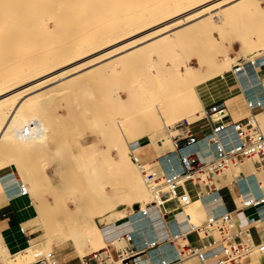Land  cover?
I'll use <instances>...</instances> for the list:
<instances>
[{
    "label": "bare ground",
    "instance_id": "bare-ground-1",
    "mask_svg": "<svg viewBox=\"0 0 264 264\" xmlns=\"http://www.w3.org/2000/svg\"><path fill=\"white\" fill-rule=\"evenodd\" d=\"M237 1L239 0H0V117L10 114L11 110L19 107V103L16 102V104H13L14 98L26 93L28 91L27 89L41 86L54 79L56 80L62 74L76 71V69L72 68L73 66L70 67V69H65L67 65L70 66L71 63H76L75 61H80V59L86 56L89 57L91 54L93 55L94 53L104 51L102 55L95 57V61L93 59L91 62L88 59V62H91V64L88 62L87 64H84L85 62H83V67H85V65H87L86 67H89L96 61L102 62L105 59H109L110 57L121 54L129 49L131 50L133 47L138 46L146 39L154 38L160 34H164L165 32L167 33L172 29L180 27L181 25H185L186 23L206 16V19L203 18L205 21L202 19V22H200V20L198 21L199 23L197 22L199 24V26H197L199 31L196 27L197 32H195L198 33V35L208 34L210 31L217 29L218 31H223L224 33L226 30L224 27L227 28L229 26L228 28L230 29V26L235 25L238 20L240 23V20L242 21V19H244V17L248 16L249 14L257 16V18L255 17L249 21L251 23L247 22L248 25H251L252 27V23H254L253 21L256 20V23L253 26L255 28H253L252 32L251 30L249 31L248 29L244 28L246 25L244 22L245 24H243V27L238 28V30L245 29L246 31H242L238 36L235 35L236 37H234V40L229 41L231 42L230 44H232L237 50L236 52L232 50V52L236 53V56H245L244 59L258 58L264 55V0H241L240 4H237ZM234 4H237V6H234ZM230 6L233 8H230ZM212 9H217L215 13L220 15V22H217L216 19L211 17ZM163 23L167 24L160 27V25H163ZM197 23L195 24L197 25ZM237 27L238 26L236 25V29ZM219 28H221V30ZM192 29L193 28H191V30ZM146 30H149V32H147L145 35L129 42H124L125 39L132 36L134 37V35ZM238 32L239 31H237V33ZM248 32H250L249 35ZM170 34L172 35L173 33L171 32ZM166 37H168V35ZM168 38L173 37L170 36ZM173 40L170 39V41L166 44L168 48L172 50L182 44L180 41L182 39H177L175 41ZM121 41L124 43H120ZM117 43L120 44L115 47L114 45ZM156 43L158 42H155V44ZM155 44L151 45L153 46V49L150 50L152 53L156 47ZM222 45L225 46L224 43ZM222 47L223 46H221V48ZM218 48H220V46ZM224 49L216 50L214 52V59H212V54L211 67L214 66L212 67L213 70L212 68H209V70L204 72L205 67H207L205 65L206 59H209L210 56L203 57L199 55L200 57H197V64L195 68L196 71L193 70L191 65H186V68L184 71H182L184 75L189 77L191 76V80L192 76L198 78L203 73H207L209 75L204 76L205 80H209L208 78L213 74L211 79L214 80L215 86L221 93L222 98L217 102L225 101L228 111L231 114L233 113V116L235 115L234 113L236 112L239 104L243 106V110L245 112L243 114H247L249 109L246 106V94L249 92L246 94L244 93V90H246L244 89L246 86L244 84V80L247 78L255 86L258 84V79L257 77H254L253 74H251V71H247L246 78L242 75L239 76L235 74L233 63L236 60H234L235 58L229 57L228 54L224 52ZM131 52H134V49ZM165 53L166 52H163V55ZM123 55H125V53ZM204 55H206V53H204ZM122 56L119 57L122 59ZM182 57L184 56L182 55ZM79 65L77 70H80L79 68L81 66ZM81 69L83 68L81 67ZM209 72L212 74H209ZM196 74H198V76ZM184 75L181 76L183 77ZM186 76L181 79H184L185 84L190 82V79L189 81L186 80V78H189ZM202 79V77H200V79H195L197 85L200 83V80L205 84V80ZM196 82L193 81L195 86L194 88H190L191 83L186 84L184 88V82H182L183 87L179 89L180 91L184 89L185 90L179 93L178 96H171L173 99H169L170 101L168 100L167 102L161 101L162 103L152 104L150 106L151 108H149L151 111H148L151 115H148L149 119L145 133L137 136L132 133V131H129L125 125H123L120 127V131L116 136L115 142L112 140L114 149L112 153L113 164L119 168L122 179L124 180L123 184L125 183L126 185V191L129 195V199L133 200V204L130 206V208H123L121 213H109H116L114 214V217H108L107 219H104L103 210H108L111 208L110 210L114 209L115 211L116 207L113 208L110 202L105 203L103 201L104 196H99L98 194L100 193H98L96 196L102 197L99 199L105 204L100 203L102 206H98L99 209L97 212H93L95 217H91L87 214V211H91L90 209H85L87 211L84 210L85 214H87V216L90 218V221L85 223L82 222V224L79 223L77 226L78 223L75 217L77 215L76 213L78 208L74 209V214H76L75 216L73 215L72 211L67 213L69 209L68 208L66 211L61 212L63 214L66 212L67 215L65 217L63 216L64 218H59L57 220L53 219L55 222H52L51 219H49L50 217L48 218V215H50L51 211L47 210L46 203L43 200L44 197H42V192H48L46 191L47 189L45 190L46 186L48 185L51 187L52 185L50 183L46 185L45 183V179L47 180L49 177L46 178L43 175L45 177L44 183L46 185L44 188V185L42 186L43 180L41 182L39 181L41 177L38 175H36L38 176L37 178L33 177L35 174L32 172L35 169H29L32 171L30 172L32 175H30V173L27 172L29 171L28 168L27 171L24 170V167L26 168L25 165H22L23 167L21 166L19 168L21 170L20 173L23 176L22 181L16 178V175L13 172L1 174L0 214L5 210L10 209L14 214L22 215V220L24 222L23 224L34 226L36 231H41L43 235H48L53 230L55 235H51L45 241L40 243L35 241L36 238H32L31 241L25 244L21 239V231L11 233L12 231L2 230L0 226V264H32L46 252H48L47 250H51V252L57 250L64 252L63 256L66 259V263L68 260L73 261L72 258L74 256L80 259L84 255H87L95 250H99L105 246L106 234L103 232V227H106V231L109 233V235H118V233L122 234L120 233L121 231H132L137 245H140L139 243L141 242L145 244L151 239L164 238L166 236L175 237V235L180 232H176V229H181L178 228L181 226L177 223V220H175V223H177L178 227H173L174 221L169 222V220L165 219L164 215L160 216L159 210L154 207H150L149 215L146 217L139 214V209L148 211V208L151 205L150 203H152L153 196L151 190L145 185L144 177L140 172L141 170L139 171L138 166L132 160L131 147L133 144L138 142H147L151 146L155 156L162 155L164 150L160 146L159 141L164 126H167L166 124L172 122L173 117H181L182 115L180 114L183 113L184 117L191 119L193 122L192 126L197 130L198 133L208 135L210 132V125L205 117V110L210 105L208 101L206 102L198 95L195 85ZM204 84L202 86H197V88L200 89V87H204ZM187 86H189V88H186ZM205 88H202L201 91ZM208 89L209 87L207 90ZM255 90L256 91L254 94L251 92L249 93V97L258 96L261 93V89L256 88ZM211 95L212 94H210V96ZM208 98L212 99L211 97ZM243 101H245V106L243 105ZM12 105L13 109H10L9 107H12ZM258 108L263 107H257L256 109L258 110ZM257 114H259L258 116H260L264 122V112ZM242 115H235L234 117L242 118ZM243 117H246V115ZM262 127L264 128V126H261V129ZM8 130V128L0 125L1 136H4V133L8 132ZM127 137H129V139H127ZM8 152L9 151L7 149L0 151V169L10 165L11 163L10 161H7L8 158H4V154ZM199 156L200 158H203L202 153H199ZM211 157L212 155H209L208 159H211ZM13 159L11 160L13 161ZM30 164H28V166L31 168ZM87 164L89 166V162ZM82 166L87 167V165L84 164H82ZM89 168L90 167L86 168L87 171H89ZM241 169L245 172V176L242 179L247 182L253 191L258 190L262 186L260 181H262L264 175L257 174L252 165H247L245 168L243 167ZM54 171L55 169L53 172ZM94 171H96V169ZM238 171L239 169L233 170V172L236 173H238ZM54 183H56V181ZM61 183L62 182L57 184L59 189L56 187L57 185H52L60 192L59 193L56 190L58 197L60 194H69L65 192L66 189H64V191L62 190L64 188V183L62 184V188H60ZM98 184L100 185V182H98ZM22 185L27 188L29 193V195L25 197L28 199V204L24 203V196H21L19 192ZM42 187L44 188L43 191H41ZM100 187L102 186L100 185ZM48 190L50 193L51 188ZM95 190H97V187L94 189L93 193ZM96 192H99V190ZM74 194L75 191L72 196H74ZM55 195L53 194L51 197L53 198ZM191 195L194 197L193 192H191ZM68 196L71 197L70 195ZM71 199L69 198L67 201H73V199ZM88 199L92 200V198L90 199L89 197ZM55 200H58V198H55ZM58 201H56V203ZM70 203L72 204V202ZM95 204L96 203H94V205ZM73 205H77V203ZM53 206L57 208H52ZM52 207L50 206L49 208L54 210H52V212L58 211V206L55 205V203L52 205ZM81 207L84 208V205ZM209 208L213 210L214 213H218L221 210L218 201L215 199L205 203L194 198L193 202L185 208V213L179 215L184 216V218L192 227H197L203 223L204 219H206L209 213ZM79 210H81V208ZM94 210H96V208ZM251 210L253 209L247 208L244 211L245 214L244 212H239L236 213V215L238 214L237 216L240 218H250L252 216L247 215L246 213H250ZM89 213L92 215V211ZM85 217L83 218L85 219ZM81 218L80 220L84 221V219ZM234 223L235 215L233 219V224ZM24 228L27 230L28 227ZM31 231L33 233V227ZM68 245H71V247L66 249ZM167 245L169 244H165V246ZM163 250H166L168 255L174 251L172 247L169 250ZM252 263V261H249V264Z\"/></svg>",
    "mask_w": 264,
    "mask_h": 264
},
{
    "label": "rangeland",
    "instance_id": "rangeland-1",
    "mask_svg": "<svg viewBox=\"0 0 264 264\" xmlns=\"http://www.w3.org/2000/svg\"><path fill=\"white\" fill-rule=\"evenodd\" d=\"M237 2L235 3L240 4L241 0ZM237 4H234V6L235 5L237 6ZM230 8L233 7L230 6ZM216 10L217 9L211 10L212 13L211 17L216 19L217 22H220L221 17L218 13H215ZM206 17H202L200 19H196L194 21L186 23L185 25H181L180 27L172 29L167 33L165 32L164 34H160L154 38L146 39L145 41H143L141 44L138 45L139 47L136 46L133 47L131 50L129 49L121 54H118L119 56H122L125 53V55L122 56V59L118 55H115L113 57H110L109 59L103 60L102 62L96 61L95 63H93V65L89 67H86L87 65L83 67L84 66L83 62H85L84 64H87L88 59L89 61L93 59L95 61V57L102 55L104 51L94 53L93 55L91 54L89 55V57L86 56L80 59V61L79 60L75 61L76 63H71L70 66L67 65L65 67V69H70V67L73 66L72 68L76 69V71L62 74L56 80L54 79L41 86H36L35 88L27 89L28 91L26 93H23L17 96L16 98H14L13 104H16V102L19 103V107L14 110H11L10 114H6L0 117V125L9 129L8 132L4 133V136H1L0 134V151L3 149H7L9 152L4 154V158L6 159L8 158L7 161L11 162L10 165L0 169V175L8 172H13L16 175V178L22 181L23 176L20 173L21 170L19 168L22 165L23 166L25 165L26 166V168L24 167L25 171H27V168L28 170L35 169L33 170V172L30 170L27 172L28 173L32 172L33 174H35L33 176L35 178H37L38 176L41 177L39 181L41 182L43 180V183L46 181L45 182L46 185L50 183L53 186L54 184L56 186L57 184L62 182L60 185V188H62V184L64 183L63 184L64 188L62 190L64 191V189H66L65 192L69 194L66 195L60 194L61 197L57 196L58 195L57 192H59L58 185L56 186L58 189H56L52 185L50 187L48 185L46 186L45 183L44 184L42 183V186L44 185V188L46 186L45 190L47 189L46 191H48V192H42V197H44L43 200L46 203L47 210L51 211L50 215H48V218L50 217L49 219H51L52 222H55L54 220H57L59 218H64L67 214L66 212H64L65 214L61 212L66 211L68 208L71 209L70 210L68 209L67 213L72 211L74 216L76 214L78 215V217L76 215L77 218L75 217L78 223L77 226L79 225V223L82 224V222L85 223L87 221H90V218L87 216V214L91 217L92 216L95 217L93 215V212L94 211L97 212L99 207L102 206V204L100 203L103 202H101L102 200L100 201L99 198H102L103 196H104L103 201L105 203L110 202L113 208L116 207L115 211L114 209L110 210L111 208H109L108 210L107 209L103 210L104 219H107L108 217L110 218L114 217V214L116 213L109 214L111 212H117V214H119L123 211L122 210L123 208L124 209L130 208V206L133 204V200L129 199V195L127 194L126 191V185L125 183L123 184L124 180L122 179L119 168L113 164V154H112L114 150L113 142H115L116 136L120 131V127L125 125L129 131H132V133H134L137 136L145 133V130L148 125V119H149L148 115H151L149 114L148 111H151V109L149 108H151L150 106L152 104L162 103L161 101L167 102L169 99L172 100L173 99L172 97L174 96L176 97V95L178 96L179 93L185 90L184 88L186 84L191 83L190 88L191 87L194 88L195 86L193 81L196 82L195 79H200V77H202L203 78L202 80H205L204 76L206 75L209 76L207 73L206 74L203 73L204 75L202 74L198 78L192 76V80H191V76L190 77L186 76L183 73L184 69L186 68V65H191L193 67V70H195L197 64V57L199 55L203 57L210 56L209 59L208 58L206 59L205 65L207 67H205L204 72L206 70H209V68L211 69L212 67H214V66L211 67V62L212 59H214V55H215L214 52L218 49L221 50L226 48L224 49L225 51L224 50L223 51L226 52V54H228L229 57L235 58L234 60H236L233 63V65L238 60L245 58V56L244 57L236 56L235 52L237 50L232 44H230L231 43L230 41H233L234 37H236L235 35L238 36L245 29H248L249 31L251 30L252 32L253 28H255L253 26L256 23V20L253 21L254 23H252L253 24L252 27L251 25H248L247 22L251 21V19H254L255 17L257 18V16L255 15L253 16L249 14L248 16L244 17V19L241 18L242 21L240 20L239 23L238 20L237 22L238 24L236 23L235 25L230 26V29L228 28L229 26L227 28L224 27L226 30L229 29L228 31L225 30L224 33L223 31L221 32L218 31L217 29L210 31L208 34L198 35V33H196L197 30L199 31V28L197 27L199 26L198 21L199 20L200 22H202L203 20L205 21ZM244 22L246 23V25L244 26L245 29L243 28L244 30H238V28L243 27V24H245ZM195 23H197V25ZM166 24L167 23H163V25H160V27L165 26ZM236 25L238 26L237 29H236ZM191 28L193 29L191 30ZM219 29L221 30V28ZM229 31L231 32V34ZM237 31L239 32L237 33ZM147 32H149V30L136 34L134 35V37L133 36L129 37L125 39L124 42H129L133 39L139 38L140 36L145 35ZM171 32L173 33L172 34L173 36L170 34ZM165 34H167L168 37L171 36L173 38H168L166 37L167 35ZM249 34L250 32H248V35ZM220 37L224 39H221ZM170 39L171 40L174 39L173 41L177 39L179 40L182 39L180 40L182 44H180L179 47H176L172 50L168 48V46L166 45L167 42L170 41ZM213 39H215L216 42ZM124 42L121 41L120 43H124ZM155 42L158 43L155 44ZM120 43H117L114 46L116 47ZM223 43L225 44V46L222 45ZM152 44L156 45L153 53L152 51H150L151 49H153V46H151ZM219 46L220 48L221 46H223L224 48L222 47L220 49L218 48ZM133 49L134 52H131L133 51ZM232 50L235 52H232ZM129 51L132 53V55ZM163 52H166L167 55L166 53L163 55ZM202 52L206 53V55H204V53ZM182 55L184 57H182ZM112 58L115 60H113ZM91 62L88 63L91 64ZM76 64L81 66L83 69H81L80 67L79 68L80 70H77L78 65ZM209 74L212 73L209 72ZM181 75L189 77L186 78V80L189 81L190 79V82H187L185 84L184 79L181 80L184 76L182 77ZM196 75L198 76V74ZM246 75L247 72H245L243 76L246 78ZM211 77L208 78L209 80H205V84L207 86L203 83V81L201 82V80L199 81L200 83H198V85L197 82L195 84L198 95L206 102L208 101L210 106L215 103H219L217 101L222 99L221 93L216 88L214 80L211 79ZM182 82H184V88H183L184 90L180 91L179 88L183 87ZM202 83L204 84V87H200V89L197 88V86L201 85ZM244 84L246 85L244 88L246 90L250 89V87L252 86L254 87V85L247 78L244 80ZM175 86L177 89L175 88ZM205 87L207 88L209 87V89L207 90V88ZM186 88H189V86H187ZM202 88L205 89L201 91ZM246 90H244V93L250 92ZM255 91L256 90L251 91V93L254 94ZM210 94H212L213 96L212 95L210 96ZM208 97H211L212 99ZM164 99L167 100L165 101ZM221 102L226 105L225 101H221ZM243 105L245 106V101H243ZM9 108L13 109V105L12 107L10 106ZM249 112L247 114H243L245 113L243 110V106L239 104L234 114L235 115L243 114L242 115L243 118V116L245 115L248 116L250 114ZM262 112H264V107L258 108V110L255 108L254 110V113L256 115L260 127L264 126V122L262 118L258 116L259 114L257 113H262ZM180 115L183 116L184 113ZM231 115L233 116V113ZM176 117L178 116L172 118L173 120L172 122H170L172 125L170 123L166 125L173 126L176 123L184 121L185 119L188 121L190 120L189 122L193 125V122L188 117L183 116L182 118L178 117L179 119L178 118L175 119ZM235 119H239V118H235ZM167 126H164L160 138L165 133V129H166L165 127ZM262 131L264 132L263 127H262ZM127 139H129V137H127ZM112 140L114 141L112 142ZM138 145H140V148L142 149V150L140 149V151H142L141 155H142V161L143 159L145 160V162L143 161L144 163L149 164L155 160V157L157 155L155 156L153 150L151 149V146L147 142L144 143L138 142L133 144L132 146H138ZM11 159H13V161ZM88 162H89V166L87 164ZM28 164L31 165V168L28 166ZM82 164L87 165V167L86 166L83 167ZM247 165H252V164L250 162H245L242 167L245 168ZM54 167H56L58 171ZM88 167H90L88 169L90 172L87 171L86 169ZM54 169L55 171L53 172ZM84 169L88 174L85 172ZM95 169L96 171H94ZM233 170H234L233 168H230V171L228 170V177L222 180V186L227 191H231V186L229 185L231 181V177L234 176V173L235 175H237V173L233 172ZM256 172L257 174L264 175V169L256 170ZM32 173H30V175H32ZM43 175L46 178L47 177L49 178L47 180L45 179L44 181L45 177ZM86 179L89 181H87ZM55 181L56 183H54ZM112 181H113V185H112ZM242 181L244 187L243 194L245 196L249 195L247 191H249L251 195H264V177L262 178V181H260V183H262V186L255 191H253L249 187V185L245 180L242 179ZM98 182H100V185L102 187H100ZM93 183L95 188L97 187V190H95L94 193L93 191L95 188L93 186ZM115 186L118 187L116 188ZM48 187L51 188L50 190V193L52 192L51 195L48 190L50 188ZM44 188L42 187L41 191H43ZM98 190L99 192H96ZM74 191L75 194L74 196H72ZM53 194L56 195L52 198L51 196H53ZM96 194H98L99 196L102 195L103 196L98 197L96 196ZM68 195H70L71 197H69ZM91 195H93L94 197ZM68 197L70 199L71 198L73 199L74 202L69 200L70 202H72V204L69 201H67L69 199ZM88 197L90 199L92 198V200H89ZM55 198H58V200L59 199L60 200L59 201L55 200ZM195 199L197 198L195 197ZM56 201L58 202L61 201V202L56 203ZM229 201L231 200L229 199ZM54 203L55 205L58 206L57 212H52L53 210L52 208H57L54 206L52 207ZM75 203H77V205H73ZM94 203L96 204L94 205ZM235 203H237V200H235ZM83 205L84 208L81 207ZM50 206L52 207L51 209H49ZM92 206H94L96 210H94L95 208ZM80 208L81 210H79ZM74 209H77L76 214H74L75 213ZM85 209L87 210L90 209L92 211V215H90L89 213L91 211L88 212ZM84 210L87 211V214H85ZM246 214L251 215L253 218H256L257 223L260 222L259 215L258 213L255 212L254 209L251 210L250 213H246ZM237 215L235 214V223L233 224L235 228L246 229L252 227L251 225H249V219L252 217L245 219V218H240ZM81 217L82 218L85 217V219L83 218L84 221L80 220ZM164 217L166 220H169L171 218L173 219L171 221V222L174 221L173 227H178L177 223L181 226L178 227L181 229H176V232L181 231L185 229L188 225H190L189 222L184 218V216L175 214L174 212H169L168 215L164 214ZM237 219L240 220L237 221ZM175 220H177V223H175L176 222ZM23 223L24 222L22 220V215H17V216L14 215L11 217L9 215L0 214V225H1V229L4 231H12L11 233H16L17 231L18 232L20 231V228L28 227L27 228L29 230L28 232H30L33 227L34 230L33 234H31L29 238L25 237L23 234H20L22 235L21 239L25 244L31 241L32 238L33 239L36 238L37 240L35 239V241L40 243L45 241L51 235L52 236L55 235L54 234L55 232H53V230L48 235H43L41 231L38 230L36 231V228L34 226L25 225ZM120 233H124V232L121 231ZM191 238L193 239V237ZM70 247L71 245H68L66 249H69ZM47 251H51V250H47ZM53 253L55 257H57L60 264H80L81 258L79 259L78 257L74 256L72 258L73 261L68 260L66 263V259L63 256L64 252H60L59 250H57V251H53ZM249 261H252L254 264H264V253L261 255H254L251 259H249L246 262V264H249Z\"/></svg>",
    "mask_w": 264,
    "mask_h": 264
},
{
    "label": "built area",
    "instance_id": "built-area-1",
    "mask_svg": "<svg viewBox=\"0 0 264 264\" xmlns=\"http://www.w3.org/2000/svg\"><path fill=\"white\" fill-rule=\"evenodd\" d=\"M233 69L239 76L251 71L258 79V84L246 91L259 88L261 93L253 97H249L250 92L245 93L248 116L235 119L227 106L219 102L205 110L210 125L208 135H197L186 119L167 126L159 141L163 154L149 164L142 161L140 145L131 147L132 160L153 196L148 211L139 209L140 215L148 216L150 207L158 209L160 216L169 212L184 214L195 197L205 203L217 200L220 212L214 213L209 208L201 225H188L175 237L151 239L140 245L136 244L132 231L109 235L103 227L105 246L84 255L80 264H246L254 255L264 253V239L256 241L252 233V228L263 229L264 233V195L243 194L245 172L241 169L245 162H250L255 170L264 169V132L254 113L255 108L264 107V80L259 75L264 69V55L238 60ZM230 168L239 171L232 176L231 191H227L222 180L228 177ZM19 192L24 197L29 195L24 185ZM226 198L231 199L232 206ZM247 208L258 213L260 222L252 217L249 219L251 228H235L234 215ZM20 231L28 238L33 234L23 227ZM167 243L174 250L169 255L163 250ZM32 264L60 263L54 253L48 251Z\"/></svg>",
    "mask_w": 264,
    "mask_h": 264
},
{
    "label": "crops",
    "instance_id": "crops-1",
    "mask_svg": "<svg viewBox=\"0 0 264 264\" xmlns=\"http://www.w3.org/2000/svg\"><path fill=\"white\" fill-rule=\"evenodd\" d=\"M259 75H260V78L262 79V80H264V69L259 73ZM193 131L197 134V135H201L200 133H198L197 132V130L193 127ZM143 161L145 162V160L143 159ZM246 193V192H245ZM247 193L249 194V195H251L250 194V192L249 191H247ZM229 199L230 198H226V202L229 204V206H232V201H229ZM231 200V199H230ZM23 201H24V203L25 204H28V199L27 198H25V197H23ZM235 203V202H234ZM10 210V209H9ZM8 209L7 210H5V211H3V213H1V214H3V215H9V216H14V215H16V214H14L13 212H11V210L9 211ZM5 212H6V214H5ZM12 213V214H11ZM216 213V212H215ZM17 216V215H16ZM238 220H240V219H237V221ZM1 226V225H0ZM252 233H253V236H254V239L256 240V241H260V240H262V239H264V233H263V229L262 230H260V228H252ZM139 244H143L142 242L141 243H139ZM167 248V250H169L170 248H171V246L170 245H167L166 246Z\"/></svg>",
    "mask_w": 264,
    "mask_h": 264
}]
</instances>
